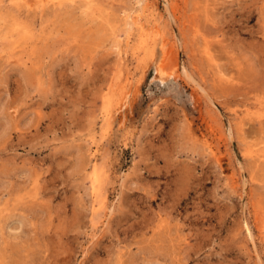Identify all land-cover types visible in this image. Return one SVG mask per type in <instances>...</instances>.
Masks as SVG:
<instances>
[{
	"label": "rangeland",
	"instance_id": "1",
	"mask_svg": "<svg viewBox=\"0 0 264 264\" xmlns=\"http://www.w3.org/2000/svg\"><path fill=\"white\" fill-rule=\"evenodd\" d=\"M0 264H264V0H0Z\"/></svg>",
	"mask_w": 264,
	"mask_h": 264
},
{
	"label": "bare ground",
	"instance_id": "2",
	"mask_svg": "<svg viewBox=\"0 0 264 264\" xmlns=\"http://www.w3.org/2000/svg\"><path fill=\"white\" fill-rule=\"evenodd\" d=\"M143 2V1H142ZM133 16V18L134 17H136L135 15H132ZM132 16H131V18H130V16L128 17V18H130V19H132ZM138 16V15H137ZM140 17V16H139ZM139 19V18H138ZM135 20H137V19H135ZM126 24V23H125ZM115 41H117L116 39H115ZM118 42V41H117ZM116 45V44H115ZM117 46V45H116ZM115 46V47H116ZM164 46V45H163ZM168 70V69H167ZM167 76H169V77H171V78H175L174 77V74L172 73V72H168L167 74H166ZM162 80V79H161ZM160 81V80H159ZM127 98H128V92H126L125 94H124V96H123V98H122V100H121V103H120V110L121 109H123L125 106H126V103H127Z\"/></svg>",
	"mask_w": 264,
	"mask_h": 264
}]
</instances>
